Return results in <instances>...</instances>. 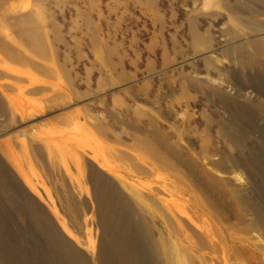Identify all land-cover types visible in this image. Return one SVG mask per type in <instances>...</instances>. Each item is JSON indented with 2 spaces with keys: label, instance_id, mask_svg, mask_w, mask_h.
<instances>
[{
  "label": "rangeland",
  "instance_id": "374dc122",
  "mask_svg": "<svg viewBox=\"0 0 264 264\" xmlns=\"http://www.w3.org/2000/svg\"><path fill=\"white\" fill-rule=\"evenodd\" d=\"M263 16L264 0H0V264H50L41 225L96 257L94 172L145 201L191 182L229 263L264 264L232 193L264 209Z\"/></svg>",
  "mask_w": 264,
  "mask_h": 264
},
{
  "label": "bare ground",
  "instance_id": "6f19581e",
  "mask_svg": "<svg viewBox=\"0 0 264 264\" xmlns=\"http://www.w3.org/2000/svg\"><path fill=\"white\" fill-rule=\"evenodd\" d=\"M256 19L259 23L250 22V28L253 30L264 28V16ZM244 117L252 126L254 123L252 116L245 114ZM221 126V130H224L222 133L232 143H237L243 134V131L237 130L235 126ZM239 126L249 130V127L245 125ZM78 128L80 129V126ZM80 139V142H85L83 141L84 137ZM226 145L229 146V142ZM211 163L218 170L226 172L235 168L231 155L226 158L221 157ZM94 173L98 179V194L94 196L98 205L97 222L104 229L98 252L95 254L96 257L92 256L91 260L69 239L62 236L61 239H58L56 232L41 225V230L47 234L52 243L50 264H214L217 263V260L220 264H230L229 245L225 237L216 232L213 222L208 216L209 213L207 215L204 211L200 213L198 211L200 206L202 208L207 206L208 210H212V204L207 200L203 201L204 203L198 201L199 197L195 191L197 187H194L191 182L189 185L181 183L182 185L164 187L163 197L156 194L158 202L154 198L145 201L140 193L145 188L143 186L141 189L142 183H139L141 186L137 183L138 186L134 183L130 184L127 179L118 178L127 193L118 189L110 177ZM205 176L209 177L208 184L210 186L207 184L209 188H214L219 183V180L207 171ZM238 176L241 177L240 174ZM105 183H107L106 186H104ZM146 187L148 188V186ZM232 193L238 201V209L241 211L238 218L241 223L245 222L244 214L252 212L251 221L242 230L245 233L264 231V209L261 203L257 200L251 202L249 195L245 196L244 193L240 194L236 190H233ZM219 213L217 212V215ZM256 235L254 238L258 242L262 241L261 235L259 233ZM232 238L237 239V236H232ZM236 255L238 257L236 259H242V263L251 259L244 252L237 251Z\"/></svg>",
  "mask_w": 264,
  "mask_h": 264
}]
</instances>
